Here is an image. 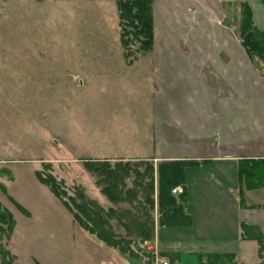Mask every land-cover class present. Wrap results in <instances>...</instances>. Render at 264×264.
I'll list each match as a JSON object with an SVG mask.
<instances>
[{
    "label": "rangeland",
    "instance_id": "obj_1",
    "mask_svg": "<svg viewBox=\"0 0 264 264\" xmlns=\"http://www.w3.org/2000/svg\"><path fill=\"white\" fill-rule=\"evenodd\" d=\"M239 1L178 2H185L186 15L219 21L240 41ZM245 1L255 24L264 31V0ZM107 47L122 48L126 62L138 58L142 48L133 39L121 43L116 0H0V208L11 213L14 223L9 237L0 235V242L13 257L10 264H97L109 254L105 242L75 240V220L64 203H71L77 191L92 199V185L97 186L94 173L84 165L101 148L100 140L89 136L92 124L106 123L109 141L116 144L119 119L113 114L122 116L128 103L136 105L128 102L115 77L112 56L100 52ZM252 65L264 77V63L255 60ZM131 163L139 170L149 164L156 169L152 161ZM37 174L52 175L63 194L55 195ZM132 178L133 173L126 177V188L132 186ZM154 187L153 207L142 202L134 208L132 199L112 201L106 209L148 211L156 223V170ZM137 198L142 201V192ZM110 222L124 235L117 220ZM196 244L202 249L214 246L213 241ZM141 249L149 253L148 258L125 256L158 264L169 259L162 251L152 253L149 244ZM112 252L124 255L116 248ZM257 263L264 264V239Z\"/></svg>",
    "mask_w": 264,
    "mask_h": 264
},
{
    "label": "crops",
    "instance_id": "obj_2",
    "mask_svg": "<svg viewBox=\"0 0 264 264\" xmlns=\"http://www.w3.org/2000/svg\"><path fill=\"white\" fill-rule=\"evenodd\" d=\"M178 1L186 0H151L152 45L140 48L138 58L126 62L122 48L100 50L112 56L115 77L136 105L127 102L124 115L113 114L119 119L116 144L109 141L106 123L90 124L89 136L101 144L91 158L189 161L184 166L189 224H156L143 245L155 255L164 252L174 264H198L196 255L207 252H231L258 264L259 243L242 237L241 223L264 233V174L245 182L239 167L264 159V77L227 27L205 15H186L185 2ZM89 195L105 209L113 206L95 185ZM75 235L76 241L105 245L76 222ZM199 241L214 246L196 247ZM108 249L97 264H158Z\"/></svg>",
    "mask_w": 264,
    "mask_h": 264
},
{
    "label": "trees",
    "instance_id": "obj_3",
    "mask_svg": "<svg viewBox=\"0 0 264 264\" xmlns=\"http://www.w3.org/2000/svg\"><path fill=\"white\" fill-rule=\"evenodd\" d=\"M118 10L120 41L126 45L130 39L136 40L142 48H150L153 37L151 0H116ZM237 34L241 45L252 63L259 60L264 63V31L254 22L250 5L245 0L239 1ZM128 35L131 37L129 38ZM187 160H161L156 164L146 165L143 170L133 166L130 160L108 159L85 160L87 170L95 175V184L111 201H135L134 208L142 202L154 205V170H156V204L157 221L148 211L134 213L131 209H105L94 199H89L82 191H77L75 199L65 205L72 212L75 222L90 234L107 245L116 248L122 254L133 258L149 257V253L141 248L143 242L151 239L155 225L185 226L190 217L185 209L186 193L184 186V166ZM133 166V167H132ZM133 173L132 186L126 188L125 179ZM239 173L245 182L258 180L264 174V159L245 160L239 167ZM149 178L145 181V178ZM37 177L47 184L55 195L61 196L59 182L52 175L46 178ZM259 183H253L254 186ZM175 187L181 190L177 195L173 193ZM142 192V201L137 200ZM137 206L135 207V205ZM139 208V207H138ZM114 218L123 226L124 235L114 230L110 219ZM13 218L6 208H0V235L9 237L13 227ZM241 235L253 238L259 244L264 239L263 231L252 223H241ZM198 264H240L231 252L198 253ZM12 256L0 242V264H10ZM147 261V260H146ZM150 261V259L148 260Z\"/></svg>",
    "mask_w": 264,
    "mask_h": 264
},
{
    "label": "built area",
    "instance_id": "obj_4",
    "mask_svg": "<svg viewBox=\"0 0 264 264\" xmlns=\"http://www.w3.org/2000/svg\"><path fill=\"white\" fill-rule=\"evenodd\" d=\"M176 189H180V188H179V187H175V188L173 189V191L176 190ZM160 262H161V264H173V263H171L170 261H168V260H166V259H165V260H161Z\"/></svg>",
    "mask_w": 264,
    "mask_h": 264
}]
</instances>
